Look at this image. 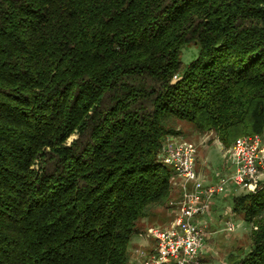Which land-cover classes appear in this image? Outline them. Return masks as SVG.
<instances>
[{"label": "trees", "instance_id": "1", "mask_svg": "<svg viewBox=\"0 0 264 264\" xmlns=\"http://www.w3.org/2000/svg\"><path fill=\"white\" fill-rule=\"evenodd\" d=\"M172 120L264 139V0H0V264H131ZM230 201L264 264V186Z\"/></svg>", "mask_w": 264, "mask_h": 264}, {"label": "built area", "instance_id": "2", "mask_svg": "<svg viewBox=\"0 0 264 264\" xmlns=\"http://www.w3.org/2000/svg\"><path fill=\"white\" fill-rule=\"evenodd\" d=\"M232 169L214 182H205L195 168L193 142L166 137L159 153L160 161L170 166L181 179L178 196L168 207L172 219L168 226H149L144 234L154 240L151 249H140L130 256L131 264H204L201 253L211 235L209 217L213 198L230 185L256 191L264 186V139L258 134L237 136L226 151ZM225 229L233 231L229 218Z\"/></svg>", "mask_w": 264, "mask_h": 264}, {"label": "rangeland", "instance_id": "3", "mask_svg": "<svg viewBox=\"0 0 264 264\" xmlns=\"http://www.w3.org/2000/svg\"><path fill=\"white\" fill-rule=\"evenodd\" d=\"M197 53V44L191 43L183 46L180 54L182 63L187 64L190 60L196 57ZM171 124L179 130V133L174 135L175 140L183 139L193 142L196 151L195 168L198 173L206 171L207 169L215 172V169L223 164L226 158L225 149L222 148L217 140H214L216 137L212 132L200 133L192 123L185 120H172ZM200 178L202 179V177ZM180 182L181 179L174 173L172 177L173 198L178 196ZM242 190L244 189L237 188L234 190L230 185H227L226 190L223 193L213 198L210 209L211 219H209L210 216L205 218V221H208L210 224L209 229L211 230V240H209L208 244L211 246V249L209 252H205L206 254H203V258L201 256L203 262H205L204 264H223L224 261H226L229 252H236L239 247H243L242 252L248 250L250 242L249 233L252 225L241 214L232 212L230 201L232 195L239 193ZM166 209L168 210V216L166 217L168 221L167 219L164 222L157 220L158 223L156 224L154 223L156 219H153L154 221L152 220L148 224V227L168 226L172 219V213L168 205ZM229 218L232 219L235 224V229L233 231H227L225 229ZM145 229H147V227ZM148 238L152 239L146 235L144 236V233H135L131 237L129 247H131L133 243L136 245L146 244L145 239ZM140 249L146 248L134 246L130 249L129 255L133 258L132 255L138 253Z\"/></svg>", "mask_w": 264, "mask_h": 264}, {"label": "crops", "instance_id": "4", "mask_svg": "<svg viewBox=\"0 0 264 264\" xmlns=\"http://www.w3.org/2000/svg\"><path fill=\"white\" fill-rule=\"evenodd\" d=\"M214 140H217L220 143V141L218 139L215 138ZM221 146H222L223 149H225V153H226V151H227V149H228V147L230 145L228 147H225V146H223L221 144ZM225 157L226 158H225L223 164H221L219 168L217 167L215 169L216 170L215 172L210 171V170L207 169L206 171H203V172H199V173L197 172L198 173V176L199 177H202L203 181H205V182H214V181L218 180V178L221 177L222 175L230 172V170L232 169V167H231L230 163L227 161V155ZM166 210H167L166 207H156V208H154L153 209V213L149 217H146V218L143 219V222H144L145 226L148 227V224L153 219H156L155 222H154L156 224L158 223L159 220L162 221V222H164L167 219L166 217L168 216V210L167 211ZM167 221H168V219H167ZM144 236H145V234H144ZM209 240H211V237H209L206 240L205 248H204V250L201 253L202 258H203V254L205 252L206 253L209 252L210 249H211V246L208 244L209 243ZM145 241H146V244H143V245H136V244L133 243L132 246H131V248H133L134 246H139V247H143V248H146V249H151L154 246V240L153 239H149L148 238V239H145Z\"/></svg>", "mask_w": 264, "mask_h": 264}]
</instances>
